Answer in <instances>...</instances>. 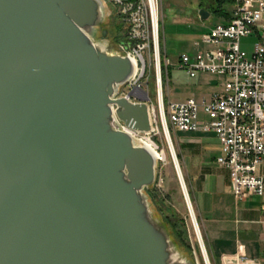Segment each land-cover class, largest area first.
<instances>
[{
    "label": "water",
    "instance_id": "obj_1",
    "mask_svg": "<svg viewBox=\"0 0 264 264\" xmlns=\"http://www.w3.org/2000/svg\"><path fill=\"white\" fill-rule=\"evenodd\" d=\"M110 14L0 0V264H198L149 192L156 154L122 126L153 130L148 94L119 95L135 65L100 39Z\"/></svg>",
    "mask_w": 264,
    "mask_h": 264
},
{
    "label": "built area",
    "instance_id": "obj_2",
    "mask_svg": "<svg viewBox=\"0 0 264 264\" xmlns=\"http://www.w3.org/2000/svg\"><path fill=\"white\" fill-rule=\"evenodd\" d=\"M111 2L125 24L124 39L118 50L134 62L135 71L120 96H130L135 90L148 94L152 102L153 130L130 132L141 144L157 156L158 168L168 160L162 141L169 149L173 142L169 124L180 131L214 132L221 145L218 163L233 173V193L238 200L250 195L264 197V0H236L231 21L216 25L202 37L207 47L193 56L183 54L181 65L190 76L209 72L225 78L224 90L202 103L195 99L186 102H165L164 78L160 51V0H105ZM157 28V38H156ZM255 34L258 42L249 56L241 40ZM155 64L157 104L152 101L144 81L150 66ZM167 65V63H166ZM118 95V96H119ZM133 101L145 98L130 97ZM200 111L208 115L202 121ZM166 124V125H165ZM264 210V204H263ZM222 264H264V257L247 259L227 256Z\"/></svg>",
    "mask_w": 264,
    "mask_h": 264
},
{
    "label": "crops",
    "instance_id": "obj_3",
    "mask_svg": "<svg viewBox=\"0 0 264 264\" xmlns=\"http://www.w3.org/2000/svg\"><path fill=\"white\" fill-rule=\"evenodd\" d=\"M198 2L200 8L203 7L210 13L206 19L208 21L204 22L208 31L203 36L218 24H228L236 5V0L232 4H225L224 14L219 15L215 11L216 0ZM211 14L216 19L213 20ZM163 21L162 15V25ZM193 21L195 20L183 14L174 19L173 25L190 28ZM163 34L166 68L164 96L167 104L182 103L190 99L202 103L224 90L223 76L198 72L192 77L182 68L183 54L193 56L194 51L207 47L197 35L178 31L174 33V37L184 45L185 51L177 55V60L173 63L165 43V28ZM199 117L202 121L208 120L204 111H200ZM171 136L210 261L213 264H222L224 257L237 255L247 259L264 257V197L250 195L245 200L235 197L232 187L233 173L217 161L221 155L217 135L203 130L180 131L172 127Z\"/></svg>",
    "mask_w": 264,
    "mask_h": 264
},
{
    "label": "rangeland",
    "instance_id": "obj_4",
    "mask_svg": "<svg viewBox=\"0 0 264 264\" xmlns=\"http://www.w3.org/2000/svg\"><path fill=\"white\" fill-rule=\"evenodd\" d=\"M198 1L199 0H160L162 10L160 17L159 40L164 87L166 68L164 61L163 28H165V43L168 46L169 57L172 62L175 63V60H177V55H180L183 51H185V48L183 47L184 45H182V43L179 42L176 37H174L175 32H189L191 34L197 35L200 41H202L203 33H206L208 31L206 25H204V22H207L208 20L201 19L200 11L203 9V7H199ZM107 5L111 11V14L107 19L106 24L100 28V39L113 42L117 45L118 48V43L125 37V24H123L124 21H122V18H120L115 6L111 2H108ZM183 14L195 20L193 21V23H191L190 28L176 27L173 25L174 19L178 16H182ZM162 15L164 17L163 25ZM211 18L214 20L216 19V16L214 14H211ZM104 29L107 30V37H104L102 34ZM257 42L258 39L256 35L252 34L248 37L242 38L241 47L248 53L249 56H252ZM196 52L197 51H194V53ZM144 83L148 86L146 88L152 97V101L157 104L156 74L154 62L153 65L150 66L148 78L144 81ZM169 127L172 134V126L170 124ZM157 140L162 141L163 147L168 156V160L166 161V163L160 164L158 168V180L156 183L155 191L153 192L154 198L156 200L155 205L157 208L159 207L158 210L160 209L163 212L164 216L167 218L171 226L170 229L174 231L175 234L173 235H175L174 237H176L181 250L192 256L198 264H208V261L202 249V242L198 238V233L193 223L191 211L189 209L190 207L188 205L181 180L176 170L173 155L171 154V151L164 138H157ZM200 232L205 245L201 227ZM210 264L213 263L210 261Z\"/></svg>",
    "mask_w": 264,
    "mask_h": 264
},
{
    "label": "bare ground",
    "instance_id": "obj_5",
    "mask_svg": "<svg viewBox=\"0 0 264 264\" xmlns=\"http://www.w3.org/2000/svg\"><path fill=\"white\" fill-rule=\"evenodd\" d=\"M152 3H153V0H152ZM155 34H156V38H157V28H156V32H155ZM135 92H136V94L138 95V96H146V92H144V91H140V90H135ZM149 105H150V109H151V107H152V102H147ZM166 125V124H165ZM148 147L151 149V148H153V145L152 144H149L148 145ZM152 150V149H151ZM153 151V150H152ZM170 151H171V154L173 155V158H174V160H175V163H176V170H177V172H178V174H179V178H180V180H181V182H182V187L186 190V186H185V182H184V179H183V176H182V172H181V170H180V168H179V163H178V159H177V155H176V150H175V148H174V145H173V142L171 141L170 142ZM154 152V151H153ZM155 153V152H154ZM156 154V153H155ZM190 209V208H189ZM194 218V217H193ZM195 219V218H194ZM197 235L200 237V239H202V236H201V232H200V229H198L197 228ZM202 246H203V252H204V255L206 256V259H207V261H208V264H210V260H209V257H208V254H207V251H206V248H205V245H204V241H203V239H202Z\"/></svg>",
    "mask_w": 264,
    "mask_h": 264
},
{
    "label": "trees",
    "instance_id": "obj_6",
    "mask_svg": "<svg viewBox=\"0 0 264 264\" xmlns=\"http://www.w3.org/2000/svg\"><path fill=\"white\" fill-rule=\"evenodd\" d=\"M232 3H234V0H216V4H217V6H216V8H215V11H216L219 15H222V14H224V9H223L224 5H225V4H232ZM122 29H123V28H122ZM154 191H155V188L149 190V192L151 193V195H152V197H153V200H154V202H155V204H156V200H155L154 195H153V192H154ZM158 208H159V207H158ZM159 210H160V209H159ZM160 212L163 214V212H162L161 210H160ZM163 216H164V214H163ZM164 218H165L166 222L168 223L169 227L171 228V226H170V224H169L167 218H166L165 216H164ZM171 230H172V229H171ZM172 232H173V234H175L173 230H172ZM174 236H175V235H174ZM175 238H176V237H175Z\"/></svg>",
    "mask_w": 264,
    "mask_h": 264
}]
</instances>
